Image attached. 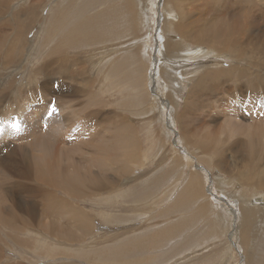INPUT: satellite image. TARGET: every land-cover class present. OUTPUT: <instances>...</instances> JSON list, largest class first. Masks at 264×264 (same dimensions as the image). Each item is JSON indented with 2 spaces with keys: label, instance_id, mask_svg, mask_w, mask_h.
<instances>
[{
  "label": "bare ground",
  "instance_id": "obj_1",
  "mask_svg": "<svg viewBox=\"0 0 264 264\" xmlns=\"http://www.w3.org/2000/svg\"><path fill=\"white\" fill-rule=\"evenodd\" d=\"M23 1H26L25 7H22L23 4L16 7L15 4H12V0H0V60L5 59L7 66L12 63L14 58L19 60L23 70H28L25 73V81H29L27 88H22L21 83L24 79L17 81L15 77L7 80L4 69L0 68V80H4L5 83V87L0 84V126L3 129L0 131V264H80L82 260L75 259V257H79L78 254H82L84 251H89V254L91 252L95 253V248L100 243L97 241V235H90V233H94L92 231L96 227V217L108 219L110 222L115 221V217L118 215L117 212L130 213L136 211L134 205H129V203L126 208L121 209H116L114 204L116 199L119 200V198L126 201L129 194H131L127 189L118 186L120 182L116 176L122 177L124 175L127 179H132L128 175L131 172V164H134V160L136 161L135 157L138 160L136 155L139 153L138 141L134 137L133 126L129 117L127 118L125 114L127 111L124 114L121 112L116 114L117 110H109L111 112L94 110L97 105L104 103L103 98H107V102L104 103L106 106L109 103L115 104L114 101L117 99L110 96L116 88L115 86L120 85L119 83L123 81L120 82L118 75L112 74L110 75L111 77L115 76L114 84L112 79H110L111 77L103 76L105 78H102L99 81V85H96L95 78L88 75V69L91 67L89 68L85 64V60L81 59L80 54H82V51L68 53L67 51L86 46L87 43L88 46H92L93 44L96 45V43L100 44L97 41L111 40L112 36H114L113 34L118 36V38H122V34L135 30L138 26L137 21L141 20L140 13L136 12L135 5L141 0ZM151 1L153 3V0H147V8H149ZM235 1L201 0V3L197 4V7H200L196 8V12L202 18H208L207 20L197 19L195 13V17L192 20L193 15L190 11L183 9L185 7L182 6L183 0L162 1L166 9L169 7H172V9L165 10L166 13L164 14H167V17L170 16V19H167V17L162 19L161 22L164 26L162 25L160 30L162 32L164 28L167 34L173 32L174 34H181L185 39L183 44L188 46L190 50L192 49L193 53L196 51L191 56V52L188 49V55L196 57L203 52H208L205 54L222 59H224L223 57H230L235 62L234 64L231 63L233 64L232 67L231 65L225 66V62H221L220 66L215 68L216 70L195 76L196 79H193L192 89L189 91L183 106H180L178 113L170 120L172 122L170 126L175 129L174 126L177 124L181 128L182 142L197 148L199 154L205 155L207 158L205 161L208 165H217L228 175L236 176L244 185L248 184L255 188H264V41L258 40L257 43L243 42L241 36H239L241 28L245 29V31L249 30V32L244 31V34H249L252 32L251 24L254 26L259 24L257 20L253 22L257 13L260 18L264 19V3H260V0H241L239 8L246 12L245 21H243L241 17H237L233 9L228 8L240 3V0ZM20 3V0H16V4L19 5ZM133 4L134 10L132 9ZM96 5L98 7L102 5V7L96 9ZM258 5H261V7L258 8ZM224 10H226L225 13L228 15L222 13ZM170 13L172 14L170 15ZM108 14L114 16L115 21L113 20V24H110L111 26L109 24H106L107 26L104 25L107 22L103 20L106 16H109ZM251 15H253L252 18L250 17ZM189 18L191 21H189ZM77 20L79 22L73 26ZM109 21L108 23H111ZM190 26L192 27L191 29ZM10 28L13 29L12 32ZM30 35L33 37L32 40H30ZM35 39H37V42ZM84 39H87V41H84ZM145 41L147 40L145 39ZM183 44L182 42L181 44L180 42L179 44L172 42L168 38L164 44L165 51L171 49L169 51L180 53L184 49ZM121 45L124 46L123 44ZM192 45H197V47L191 48ZM106 46L104 48L112 49V55L115 56L109 59L114 61L117 57L116 55L120 54V62L126 66L125 68L119 63L123 68L120 67L123 71L122 74L129 73L131 69H128V61L130 63L129 59L136 53L126 50L129 49L128 46L122 48L123 50L121 48L119 50L118 46L120 45L117 44ZM127 51L130 53H127ZM133 60L132 58L133 65L134 62H138ZM100 61L102 60L100 59ZM112 61H109L110 64H112ZM116 61L119 62L118 60ZM83 62L84 65L82 64ZM242 62L245 63V66L239 67ZM29 63L31 64L30 67L27 66ZM39 63V67L36 68ZM102 65L104 67L105 64ZM106 65H109V63L106 62ZM74 66L77 67V70L74 69ZM116 69L119 70V67L114 70ZM253 73L259 79L258 83L253 82L251 78ZM39 76L43 77L42 82L38 79ZM57 76L64 81L62 80L58 84L56 82ZM123 77L121 76V79ZM235 78H240L250 92V96H247L244 100L246 102L240 100L239 103L240 107L245 109L244 112L251 116L250 118H244L243 121L235 117L233 113L226 114L219 111L220 108H217V103L212 104L215 95L219 96L218 93L232 96L228 91L232 90L236 81ZM66 80L70 81L71 84H66ZM259 85L263 87L262 90H259ZM56 86L59 87L58 90L55 89ZM124 87L121 86L122 90ZM97 88H99V91ZM241 89L243 90L244 88H238L239 91ZM133 90L136 89L134 88ZM128 94L130 93L128 92ZM83 95L86 96L85 102H82ZM241 96L243 98V94ZM132 98L134 101L136 100L134 97ZM129 100L127 99L126 101L128 102ZM127 102L126 104H128ZM224 106L228 107L227 104ZM259 107L262 112L260 114L258 112L260 116H257L255 109ZM41 108L44 110H39ZM23 115L24 119L22 120ZM219 115H223L222 118ZM46 116L47 118L44 120ZM17 120H19L20 126L18 129H13L11 125ZM209 123H214V125L212 126ZM202 128L208 130V133L202 134ZM226 131H229L231 136L225 134ZM217 133H219V137L216 136ZM86 137L88 138L86 139ZM154 142L155 140H153ZM86 147H88V151L86 149L87 152L82 151ZM76 153L85 157L88 153L90 158L88 157V160L84 159L85 157L77 158ZM229 156L235 159L234 163H230ZM224 158L229 161L225 163ZM88 161L94 166L87 164ZM188 161L190 164L192 163L191 160ZM92 166L98 168L99 172H95V168H92ZM112 173L113 175H110ZM196 175L190 177L186 186L182 187L179 193L177 190H172L168 193V197H171L170 199L172 200V205L170 206L174 209L175 214L177 210L190 204H195V206L193 205L194 207H191H193L196 218L204 210L205 206L199 208L197 183L200 180H198ZM153 182L159 181L155 180ZM159 185H161L160 182L155 187ZM220 185L222 186L223 184ZM148 188H145L146 192L149 191ZM208 198H211L210 194ZM251 200L252 204L248 203L249 208H246L245 205L241 206V204L238 205L241 207L237 208L240 212V223L237 224L236 231L234 234L232 233V236L237 239H234L233 243L238 247L240 245V247L244 248L245 246L242 243H246L245 241L243 242V239H238V237L244 238V235H247L252 230L260 232L262 227H264V195L256 194ZM217 206L221 207V204ZM207 208L206 206L205 210ZM67 215L69 216L68 218L66 217ZM257 215H260L262 226L256 225L258 223V221L255 222ZM217 216L219 217V215ZM193 218V214L185 216L179 221V224L173 223L167 228L177 231L181 227L186 226L187 224L184 225L185 223H190ZM207 221L209 222L206 223V226L209 227L212 224L213 227L215 226V223H212L213 220L212 222L211 220ZM203 226L205 225L203 224ZM167 228L156 234L153 231L155 235H149V230L145 231L142 234L140 233L142 237L138 236L137 232L134 233L141 237L136 244L141 245L139 243L143 241L146 243L143 236L148 234L146 236L151 241L161 239V236L173 238V240L168 242V251H178L180 247L182 248L185 240L189 242L191 240L193 246L200 243L202 250L209 247L213 249V246L217 245L216 243L211 244L214 239L210 237V233L214 234L216 227H214V232L212 231L213 229L209 228L211 230L209 233V237L212 239L211 243H209L210 239L206 240V238H203L206 237V232L204 233L205 236H199L200 233L204 232L203 230H206L203 227H199V225L190 227L187 234L184 233L182 238L175 236L174 233L176 232L173 231L171 233ZM98 229L104 231L101 234L103 233L106 236V240L103 239L105 242L109 238L112 241L118 240L122 235L121 233H123L114 227H111V229L100 227ZM222 232L224 234V230ZM250 234L247 235L249 238ZM135 236H133L134 239ZM212 237L214 236L212 235ZM128 238L131 239V241L127 240L129 241L128 243L134 241L131 236ZM183 238L185 240L182 241ZM251 240L253 239L251 238ZM114 243L116 248L114 250L117 253L114 258L118 260V252L120 253L121 251L119 246L124 244V241H115ZM154 243L157 244V241H154ZM129 245L127 244L125 247L127 248ZM159 252L163 256H168L169 254L164 255L163 250ZM105 253L107 252L105 251ZM99 254H101V251ZM102 255L104 254L102 253ZM192 255L189 253L183 257L179 256L181 258H177L174 262L172 261V264H179L180 261L189 257L193 260ZM80 257L83 258V256ZM111 257L113 258V256ZM246 258L247 260H244L243 264H247V261L248 264L259 263L252 253L251 255L248 253ZM109 259L106 261H109ZM120 261L122 262L123 260Z\"/></svg>",
  "mask_w": 264,
  "mask_h": 264
},
{
  "label": "rangeland",
  "instance_id": "obj_2",
  "mask_svg": "<svg viewBox=\"0 0 264 264\" xmlns=\"http://www.w3.org/2000/svg\"><path fill=\"white\" fill-rule=\"evenodd\" d=\"M162 1L163 0H153V3L151 1L149 8H147V5H146L147 0H141L140 2L138 1L137 2L138 6L135 5V7L137 9L136 12L140 13L141 20L139 22L137 21L138 26L135 30H133L131 32L127 31L126 33H124L125 35L122 34V36H123L122 38H118V36H115V34H113L114 36H112L111 40L110 39L109 40L104 39L101 41L96 40L100 44L96 43V45L93 44L92 46L91 45L88 46V43H87L86 46H83L84 48L82 46H80V47L75 48L74 50H71V51L68 50L67 51V53L68 52H74V51H76V52L82 51V54H80L81 59L85 60V62H86L85 64L88 65L89 68L91 67L90 69H88L89 70L88 75H89V77L92 76L95 78L96 85H99V81L102 78H105V77L110 78L111 77L110 75H112V74L118 75V79H120V82L123 81V82L119 83L120 85L115 86L116 88L112 91V94L110 96L112 98L117 99L114 101L115 104L109 103V105L106 106L104 103L107 102L106 101L107 98L106 99L103 98L104 103H100L99 105H97L94 110L101 111V112L102 111L103 112H106V111L111 112V111L117 110L116 114L120 113V112L122 114H124L127 111L125 114L127 115V118L129 117V120L131 121L130 123L133 126L134 137H135V139H137L136 141H138V153H139L136 155V156H138V160L136 157L134 158V159H136L137 162L133 159L136 163L133 161L134 164H131L132 165V168H130L131 172L129 173L130 175H128L132 179H127L126 176H124V175L122 177L116 176V178H119L118 181L120 182V184L118 186H120L123 189H127L129 192H131V194H129V197L126 199V201L119 198V200L116 199V202L114 204V207H116V209H121V208H126L128 206V203H129V205L130 204L134 205V208L136 211L133 210L134 212H130V213H128V212L127 213L117 212L118 218L116 216L115 221H110V222L108 221V219H103L102 217H96L95 218L96 227H95L94 231H92L94 233H90V235H93V236L97 235L98 236L97 241L100 243L97 244V248H95L97 252L94 250L95 253L91 252V254H89V251H84L82 254H78L79 257H75V259H78L80 261L82 260L81 261L82 264H151V263L152 264H172L177 258H181V257L186 256L189 253H191V254H193L192 255L193 260H192V258L189 257L186 260L183 259L182 261H180L179 264H243L247 260V258H246L247 254L250 253V255H251V253H252V254H254L257 261L259 262L258 264H264V235H262V233H264V227H262L260 232L256 231V230H252L251 232H249L248 234L251 233L249 235L250 238L247 236L248 235L247 233H246L247 235H244V238L238 237V239H243V242L244 241L246 242V243H242L245 246L244 248L242 246L240 247V245H239V247L237 245H235L233 243V240L236 238H234V236H232V233L234 234L236 231L235 228L237 227V224L240 223L239 222L240 212L238 211L237 208H240L243 205H245L246 208H249L248 203L252 204L251 198L253 196H255L256 194L264 195V188H255L254 186L248 185V184L244 185L236 176L233 177L232 175L231 176L228 175L227 173L223 172V170L220 169L217 165H213V166L208 165V163H206V161H205L207 159L205 157V155L199 154L197 148H195L193 146H189L187 143L182 142L183 140H181V135H180L181 128L178 127L177 124L174 126L175 129L171 128L172 126H170V124H172V122L170 120L175 117L174 115H176L178 113V111L180 110V106H183V104L185 103V99L188 97V93H189V91H191L192 86H193V82L197 76L201 75L202 73L205 74V73H207V71L210 72L211 70H216L215 68L217 66H220L221 62H225V66L231 65V67L233 66V64L235 62H233L234 60L230 57H223L224 59H222V58L214 57L213 55L210 56L209 54H205L208 52H203L199 56L191 57L192 54L196 53V51L193 53L192 49L190 50V48L188 46H185V44H183V43H185V39L181 36V34H178V33L174 34V32L167 34V31L164 28L161 32L160 28L163 25L161 21L164 17H167L166 16L167 14H164V13H166V11L168 9H172V7H169L166 9V7H164V4ZM164 1H167V0H164ZM183 1L184 2H182V6H185V7H183V9L184 10L188 9L187 10L188 12L190 11V13L193 15L192 20L194 19L195 15L197 16V19H205V20L208 19V18H202L200 16V14L198 15V12H196L197 9L200 7V6L197 7V4H200L201 0H199V1L183 0ZM231 1H235V0H231ZM260 1H261L260 3H264V0H260ZM20 2L21 3L18 5V4H16V0H12V4H15L16 7L21 6V4H23L22 7H25L24 5L26 4V1L20 0ZM241 2L242 1L240 0L239 4H235L234 6H229L228 8H230L231 10L233 9L235 11V13L237 14V17H241V19L243 21H245L246 12L240 10V8H239V5L241 4ZM96 6H97L96 9H98L99 7H102V5L99 7H98V5H96ZM260 7H261V5H258V8H260ZM146 8H147V10H146ZM132 9L134 10V4H133ZM225 11L226 10H224L222 13L227 14V13H225ZM194 13H195V15H194ZM229 13H230V10H229ZM171 14L172 13H170V15ZM108 15L109 16H106L107 18L105 17V19L103 20L104 22H107V23L103 22L105 26H107L106 24H109V25L113 24L114 16H112L111 14H108ZM229 15L232 16L231 14H229ZM259 16L260 15L257 13L256 18L254 17V19H253V22L254 21L256 22V20H257L259 22V24L257 26L255 25L256 27L253 24H251V31H252L251 33L244 34L245 29L241 28L239 36H241L243 42L248 41V42H252V43H254V42L257 43L258 40H260L262 42L264 41V19L262 17L260 18ZM250 17L252 18L253 15H251ZM167 19H170V16L167 17ZM109 20L111 21V23H108ZM189 21H191L190 18H189ZM77 22H79V20L74 22L73 26L76 25ZM191 28L192 27L190 26V29ZM10 31L12 32L13 29L10 28ZM245 32H249V30L245 31ZM144 38L147 41H145ZM168 38L171 39L172 42H176L178 44H179V42H180V44L182 42V44L184 46L183 47L181 45L184 48L182 50V52L175 53L174 51H169L171 49H168L165 51L164 44L167 42ZM32 39H33V37H31V35H30V40H32ZM85 40L87 41V39H84V41ZM35 41L37 42V39H35ZM119 41H122V42H119ZM113 43L120 45V46H118L119 50H121L122 48H126V46H128L130 50L129 49H126V50L130 51L131 53H133V52L136 53V54H134L136 56L133 55L136 58H134L132 56V58L134 59L133 61H138V62H134L135 66L133 65V62L131 61L132 58L129 59L130 63L128 61V69H131V71L129 73L122 74L123 71L121 70V68H122V66H125V64L120 62V58H121L120 54L116 55L117 57L114 61H112V59L111 60L109 59L110 57L113 56L112 55V49L110 50V49L104 48V47H105V45H107V46L108 45L109 46L114 45ZM121 44H123L124 46H122ZM100 45H101V49H100ZM196 47H197V45H192L191 48H196ZM187 50L191 52V56H190V54L188 55ZM128 51H127V53H130ZM113 57H115V56H113ZM100 59L102 61H100ZM116 60H118L119 62H117ZM71 61H72V59H71ZM109 61H112V64H110ZM6 62L7 61L5 59L0 60V68L4 69L6 79L9 80V78L12 79L15 77H16L17 81L18 80L21 81L22 79H24V80H22L21 86H23L22 88H27L29 81H25L26 80V76H25L26 74L25 73L28 72V70L24 71L22 68V65L19 64V60H17L16 58H14L12 60V63H9L8 66H7ZM106 62H108L111 67L109 65H106ZM119 63H121L122 66ZM231 63H233V64H231ZM82 64L84 65V62ZM102 64H105L104 67H102L103 66ZM143 64H144V67H143ZM226 64H228V65H226ZM39 65H40V63L36 65V68H38ZM112 65H113V68H112ZM131 65H132V67H131ZM27 66L30 67L31 64L29 63ZM244 66H245L244 62H242L239 65V67H244ZM118 67H119V70H117V69L114 70L115 68H118ZM102 68H105V69H102ZM125 68H126V66H125ZM74 69L77 70V67L74 66ZM191 69H193L194 71ZM120 70H121V72H120ZM253 71H256V70H253ZM118 72H119V74H118ZM120 74H122L121 75L122 77L124 76L123 79H121ZM193 74H194V76H192ZM184 75H185V78H184ZM103 76H105V77H103ZM251 78H252L253 82H256V83L259 82V79L257 78L255 73H253ZM38 79L40 80V82H42L41 80H43V77L39 76ZM110 79H112V83L114 84L115 76H112ZM142 79H143V82H142ZM235 79H236V81L232 87V90L228 91L229 94H232V96H228L226 94L224 95V93H218L219 96L217 94H216L217 96L214 94L215 98L212 100V104L217 103L216 106L218 105L217 108H220L219 111L225 112L226 114L233 113L235 117H238V119L240 118V120L242 119V121H243L244 118H250L251 116H249L246 112H244L245 109L240 107L239 103H240V100L244 101L247 98V96H250V92L248 91L247 86L242 82V80L240 78H235ZM62 80L63 79H60L57 76L56 82L58 84H60V82ZM178 80H179V82H178ZM65 83L71 84V82L67 81V80ZM0 84H2L1 86L4 85V87H5L4 80H0ZM178 84H179V86H178ZM129 85H130V87H129ZM121 86L122 87L125 86L126 88L124 87V89L126 91L124 89L122 90ZM58 88L59 87L56 86L55 89L58 90ZM134 88L136 90H133ZM238 88H244V89L243 90L241 89L239 91ZM98 89L99 88H97V90ZM162 89H163V91H162ZM260 89L261 90L263 89V87L261 85H259V90ZM127 91L130 94H128ZM124 92H126V93H124ZM255 93H259V92H255ZM241 94H243V98H242ZM129 96H131V97L129 98ZM132 97H134L136 100L134 101V99ZM139 98H140V100H139ZM263 98H261V99H263ZM119 99L122 100L123 102L120 101ZM127 99L128 100L131 99V100H129L127 102L126 101ZM85 100H86V96L83 95L82 102H85ZM118 100L120 103L119 102L117 103ZM130 101H134V102H130ZM126 102L128 104H126ZM244 102H246V101H244ZM248 102H250V101H248ZM121 104H122V106H121ZM133 104H135V105H133ZM226 104L228 107L224 106ZM176 105H178V106L176 107ZM128 107H130V108H128ZM224 108H225V110H224ZM226 108H228V109H226ZM39 110H44V109L41 108ZM109 110H111V111H109ZM173 110L174 111L176 110V111L174 112ZM255 112H256L255 114L257 116H260L259 114L262 112L261 108L259 107V108L255 109ZM258 112H259V114H258ZM219 116H220V118H222L223 115H219ZM46 118H47V116L44 118V120H46ZM23 119H24V115L22 116V120ZM247 120H249V119H247ZM209 124L212 126L214 125V123L213 124L209 123ZM204 129L205 128H202L201 133L207 134L208 130H204ZM229 133H230L229 131H226L225 134H227L228 136H231V133L230 134ZM203 136H205V135H203ZM216 136L219 137V133H217ZM87 138L88 137H86V139ZM233 138H235V137H233ZM75 139L79 140L77 138H75ZM81 139H84V138H81ZM153 140H155L156 143L155 142L153 143ZM68 141H70V140H68ZM79 141H81V140H79ZM263 142H264V138H263ZM85 149L88 151V147L82 149V151L87 152ZM76 157L81 158V157H85V156H79V154L76 153ZM88 157L89 156L87 153L86 157L84 159L88 160L90 158V157L89 158ZM229 158H230V163H234L235 159L232 156L231 157L229 156ZM188 160H191V162L193 164L191 163L192 164L191 165ZM224 161H225V163H227L229 160L224 158ZM87 164L90 165L92 163H90L88 161ZM93 166H92V168H95ZM168 168H169V170H167ZM94 171L99 172L98 168H95ZM193 174L194 175L199 174V175H196L198 180H200V182L197 183L198 184V190H199L197 193V195L199 196L198 198H199V203H200L199 208H203L204 206L205 207L207 206L208 208H210L209 210H208V208H207V210H205V207H204V210L200 212L201 214L197 215V218L195 216V212L192 209L195 206V204H193L194 206L190 204L189 206L182 207L180 210H177L176 214H175L174 209H172L170 206V205H172V200L170 199L171 197H168V193L172 190H177L179 193L181 188L186 186V183L189 181L190 177L194 176ZM110 175H113V173ZM141 180H142V182H141ZM155 180H158L161 183V185H159L158 187H155L159 183V182H153ZM126 183H127V185H126ZM220 184H223L222 185L223 187ZM126 186H128V187H126ZM147 187H149L148 192H146L147 190L145 189ZM145 192H146V194L144 195ZM209 194L211 196L210 199L208 198ZM71 204L74 205L72 202H71ZM218 204H221V207L217 206ZM239 204H241L240 207L238 206ZM191 206H193V207H191ZM253 207H256V206H253ZM170 209H172V210H170ZM164 210H165V212H164ZM215 210H217V211H215ZM192 211H193V213H192ZM205 211L206 212L208 211V212L206 213ZM139 213H141V214L138 215ZM168 213H169V215H168ZM191 214H193V216H194L193 220L191 221L192 223L191 222L185 223L184 225H186V224L187 225L184 227H181L179 229L180 231L179 230H177V231L173 230L174 232H176V233H174V235L182 238L184 236V233L187 234V231H189L188 229H190V227H194V226L199 225V227H201V228L203 227L204 229H206V230H203L204 231V232H202L203 234L200 233L199 236L204 235V233L206 232V237H203V236L202 237L206 238V240L210 239L209 243H211L212 239H214L215 241L216 240L218 241V242L217 241L215 242L214 240L212 241L211 244H215V243L217 244V245L213 246V249H211L209 247L205 250H202L200 243H197L196 246H193V242L191 240L189 242L188 240H185L183 238L182 241L183 240H185V241H183L182 248L180 247L178 249V251H168V248H167L168 242L173 240V238H171V237L167 238L166 236H161V239L151 241L150 238H148L146 236L148 234L149 235L153 234L154 233L153 231H155V234H156V233L160 232L162 229L167 228L169 225H173V223L177 225L180 223L179 221L181 219H183V217L190 216ZM209 215H210V217H209ZM217 215H219L220 218ZM165 216H166V218H165ZM259 216L260 215L256 216L257 219L255 222L258 221V223H256V225L262 226V222H261V219L259 218ZM66 217L68 218L69 216L67 215ZM131 217H133V218L131 219ZM211 217H212V219H211ZM173 218H175V219H173ZM214 218H215V220H214ZM140 219H141V221H140ZM220 219H221V221H220ZM103 220H105V221H103ZM131 220H133L132 223H131ZM205 220L206 221L211 220V222L213 220L212 223H215L214 227H216V229H215L216 231L214 230L213 224H212V226H209V227L206 226L207 225L206 223H208L209 221L206 222ZM217 220H219V221H217ZM166 222H167V224H165ZM220 223H223V224H220ZM203 224L206 227L203 226ZM154 226H155V228H153ZM227 226H228V228H227ZM100 227L101 228H107V229H111V227H114L116 229L121 230L124 234L121 233L122 235H121V237L118 238V240L112 241L109 238V240H107L105 242L106 236L103 235L104 231H101V229H98ZM157 227H158V229H157ZM126 228H127V230H126ZM130 228L134 229L135 232H134V230L132 231V229H130ZM209 228L211 230L213 229L212 230L213 232L215 231L214 234L212 232L210 233L211 230ZM167 229H169L170 232L173 233L172 229H170V228H167ZM148 230H149L148 234L143 236L146 240V243L143 241L142 243H139L141 245H137L136 243H138V241H139L138 239H140L142 237L141 234L145 231L147 232ZM222 230H224V234H223ZM97 232H99V233H97ZM101 232H103V233L101 234ZM134 233L138 234V236H141V237H138ZM209 233H210V237L212 239L209 237ZM98 234H101L103 236L101 237V235H98ZM155 234H153V235H155ZM211 234L214 237H212ZM93 236H90V237H93ZM130 236L132 238H133V236H135V239L133 238L134 241L132 240L133 242L128 243L129 241H131V239L128 238ZM169 238H171V239L169 240ZM251 238L253 240H251ZM103 239H105V240L103 241ZM86 240L89 241L88 239H86ZM122 240L124 241L125 245L122 244L121 246H119V248L121 250L120 251L121 255L118 252V260H117V258H114V256L117 255V253L115 252L116 248L114 247L115 243L113 244V242H115V241L123 242ZM127 240H129V241H127ZM154 241L155 242L157 241V244L154 243ZM165 241H167V242H165ZM186 241H188V242L186 243ZM250 241H253V242H250ZM247 242H249L251 244L249 245V243L247 244ZM162 243H164V244H162ZM127 244H130V245L126 248L125 246H127ZM194 245H195V243H194ZM198 245H199V248H198ZM110 247H111V249H110ZM105 248H107V249H105ZM165 249H167V250H165ZM244 249H245V251H244ZM122 250H123V252H122ZM160 250L164 251V255L169 253L168 256H166V255L163 256L159 252ZM209 250H210V254H209ZM100 251H101V254H99ZM105 251L107 253H105ZM203 252H205V253H203ZM243 252H245L246 254ZM102 253L104 255H102ZM112 253H115V254H112ZM85 255H87V256H85ZM80 256H83V258ZM103 256L104 257L106 256V257L104 258ZM111 256H113L114 259ZM179 256H181V257H179ZM109 257H111V259H109ZM102 258H104V259L102 260ZM251 258H252V256H251ZM105 259L106 260L109 259V261L111 260V262L106 261ZM93 260H94V262H93ZM120 260H123V261L121 262ZM114 261H116V262H114ZM247 264H248V261H247Z\"/></svg>",
  "mask_w": 264,
  "mask_h": 264
},
{
  "label": "snow or ice",
  "instance_id": "obj_3",
  "mask_svg": "<svg viewBox=\"0 0 264 264\" xmlns=\"http://www.w3.org/2000/svg\"><path fill=\"white\" fill-rule=\"evenodd\" d=\"M19 126H20L19 120H17L15 123H13V124L11 125V127H12L13 129H18ZM2 130H3V129H2V126H0V131H2Z\"/></svg>",
  "mask_w": 264,
  "mask_h": 264
}]
</instances>
